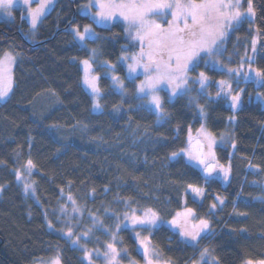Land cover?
<instances>
[{
    "label": "trees",
    "instance_id": "16d2710c",
    "mask_svg": "<svg viewBox=\"0 0 264 264\" xmlns=\"http://www.w3.org/2000/svg\"><path fill=\"white\" fill-rule=\"evenodd\" d=\"M86 1L59 0L39 26L35 43L27 41L28 23L19 12L13 21H0V57L7 50L18 56L13 92L0 104V264H36L58 252L61 264H86L79 249L47 226V219L58 217L64 195L98 213L107 226L123 213L148 209L164 221L184 208L193 210L196 222L208 221L209 235L196 244L167 227L152 233L144 228L122 230V247L137 263L144 262L135 238L141 231L151 234L154 249L170 264H191L205 248L217 264L264 261V80L258 87L240 84L247 89L235 112L220 97L200 98L198 104L187 96L172 102L164 97L167 116L159 123L147 106H138L133 89L132 97L115 91L105 69L95 62L103 107L96 114L79 66L91 53L73 33L94 24L79 12ZM252 3L258 34L253 66L264 70V0ZM245 24L236 35L244 34ZM95 29L98 37L88 45L98 59L117 65L125 79V63L120 60L136 45L122 24ZM233 41L234 36L228 45ZM246 46L250 44L244 38L242 47ZM205 73L214 83L226 78L214 69ZM198 106L213 135L232 133V145L216 148L219 165L229 169L225 181L206 180L200 165L183 157L181 150L194 143L189 137L202 129ZM174 152L180 155L173 157ZM29 160L36 170L33 179L40 204L24 196L16 183L14 171ZM189 185L202 190L200 198L193 196ZM106 211L112 215L105 216ZM98 236L105 238L100 232Z\"/></svg>",
    "mask_w": 264,
    "mask_h": 264
},
{
    "label": "snow or ice",
    "instance_id": "6c2138e0",
    "mask_svg": "<svg viewBox=\"0 0 264 264\" xmlns=\"http://www.w3.org/2000/svg\"><path fill=\"white\" fill-rule=\"evenodd\" d=\"M23 4L28 6L29 15L31 17L32 28L36 27L37 21L44 14L45 9L53 0H40L38 6L33 9L31 3L33 0H22ZM16 0H0V11L6 13L9 17L12 15V9ZM246 13L241 12V0H89V4L85 7H96L98 11L94 14V22L97 24H105L108 21L115 20L117 17L123 19L127 24L126 31L132 35L134 40L141 43V50L138 55L130 57L131 63L128 65L129 76L137 73L138 69H142L144 80L136 85V98L139 101V107L147 106L149 111L156 114L157 122L165 119L167 112L165 110V99L161 97V91H167L168 102L179 95L187 94L190 88V77L188 75L190 70H194L197 62L203 56L214 57L223 38L226 30L233 25V22L239 23L243 17L254 15L252 0H247ZM172 19L167 21V27L161 23H157L153 17H162L169 14ZM98 18V19H96ZM75 37L81 43H85L88 39H96L97 34L90 26H85L83 31L78 28L74 29ZM146 42V43H145ZM256 41H253L255 45ZM255 50V48L253 49ZM95 49L92 50L95 55ZM123 59H129L124 57ZM14 57L11 53L5 52L3 59H0V100H4L11 91V76L5 77L3 74L5 63H11ZM85 66L83 83L91 90L94 97L95 108H99V94L98 77L90 75L91 64L89 60L82 61ZM107 67V65H105ZM229 75L236 73V69L229 68ZM247 75V73L245 74ZM256 77L259 80H264V70H256ZM114 84L119 87L122 92L124 83L118 77H112ZM208 77L204 72H200L193 83H199L203 91L207 87ZM220 92L228 89L231 93V85L227 81H220ZM217 92V96L220 95ZM232 107L235 108L239 102V95H232ZM203 114V108L200 109ZM206 148L204 145H199L197 150H181L186 151L188 162L191 164L195 162L197 165H203V171L207 174V180L211 173L215 171V164L213 163L214 153L211 151L214 144V138L210 134H206ZM191 142V137H189ZM234 146V145H233ZM180 153L174 152L173 157L179 156ZM34 167L31 160L27 162L26 172L31 175V169ZM224 179H227L229 169H223ZM17 179H21V173L17 172ZM192 193L196 196L202 194V190L194 185L188 186ZM31 188L28 183L24 184V190L27 192ZM33 192L35 191L32 189ZM71 200L72 197L69 196ZM219 199V198H217ZM221 204L223 200L219 201ZM73 203H75L73 201ZM215 207V205H213ZM64 209H61L63 211ZM77 211L78 209H73ZM193 215L192 209H186L184 213H177V216ZM125 219H131L133 225H138L145 230H150L155 227L159 219L156 212L151 209L146 210L142 216H137L135 213L131 217L125 214ZM96 223V220H93ZM176 223L175 220L172 221ZM103 226L102 222H100ZM52 226L51 224L49 225ZM208 228V221L201 219L198 225H193L191 229L187 228V219L184 225L181 226V236L190 237L195 241L200 236V233ZM117 232L120 225H116ZM91 231V229H89ZM87 236L88 232L82 234ZM117 233H112V241L106 244L107 251L104 253L108 264H119L117 257L119 252L115 247ZM137 233V237H139ZM67 236L71 238L73 231L71 228L67 231ZM79 237H77V241ZM147 237L141 240V245L144 247V259L146 264H158L150 258V253L147 247ZM76 242V241H74ZM207 254V249L201 252V259H204ZM85 256L91 261L90 254L85 251ZM52 264H59L56 259ZM247 264H253L248 261ZM257 264H264V261H259Z\"/></svg>",
    "mask_w": 264,
    "mask_h": 264
},
{
    "label": "rangeland",
    "instance_id": "374dc122",
    "mask_svg": "<svg viewBox=\"0 0 264 264\" xmlns=\"http://www.w3.org/2000/svg\"><path fill=\"white\" fill-rule=\"evenodd\" d=\"M58 1L59 0H53V2L48 5V7L44 11V14L40 16V18L38 19L35 28H32V25H31V17L29 15L28 6L24 5L22 0H16V3L14 4L13 9H12V15L10 17L3 11H0V21H7V22L13 21L15 18V13L19 12L21 16L28 23L29 30L25 36L27 41L31 43H35L37 41L36 34H37L39 26L44 21V19L55 9ZM39 2L40 0H33V2L31 3V8L35 9L38 6ZM88 4H89V0H87L85 3H83L80 6L79 12L82 15L88 16L90 20L94 23V24H89L87 26H90L91 29L96 34H97V31L95 29V25L99 27L109 28L112 25L119 23L123 25L126 35L129 37L130 41L136 45L135 49L131 51L130 54L129 53L124 54L122 59L120 60V62L125 63L126 78L123 79L117 73V65L115 64L109 65L107 64V62H103L100 59H98L97 51H95V55H93V52H92L93 48L88 45L87 41L88 40L93 41V40H96L97 38L96 39L90 38L85 43H81L78 40V38H75V41L78 44L89 49L91 53V57L87 59L89 60L91 64L90 75L96 76L99 78V76L95 73V64H94L95 62H98L97 65L105 69L106 76L110 79L111 84L113 88L115 89V91H117L118 93L122 94L125 97H132V92H131L132 89L136 93V85H138L142 80H144V75H143L142 69H138L137 73L132 74V76L136 77V79L133 80L129 76L128 65L132 62L130 57H132L133 55H138L140 53L141 43L140 41L134 40L132 38V36L135 34L134 30L132 32V35H130L128 31H126L127 24L120 17H117L115 20L108 21L105 24L95 23L94 14L98 11V9L96 7H90V8L85 7ZM247 6H248L247 3H245L244 0H241L240 11L246 13ZM153 19H155L157 23H161L164 27H167V21L171 20L172 16L169 11L168 15L162 16V17H153ZM253 21H254L253 15L252 16L246 15L245 17L241 19L239 23L233 22V25L226 30V34L223 38L222 43L220 44L217 50L216 55L214 57H207V56H203L202 54L203 58L197 62L194 70L189 71L188 75L190 77L191 90L187 94L179 95V96H187L188 98L193 100V102L196 104H198V101L200 98H203L206 101H211V100H214L216 97H220L226 101L229 108H231L234 112L237 111L241 107L247 86H244V85L240 86V84L241 83L248 84L252 82L256 87H258L262 83V80H259V78L256 77V69L253 66L255 59H256L257 50H258V45H257L258 34L253 24ZM243 23H246L244 34L236 35V31L242 27ZM80 31H83V29ZM73 33H74V29H73ZM74 36H75V33H74ZM232 36H234V41L232 42V46H229L228 41L230 42V38ZM97 37H98V34H97ZM244 38L247 42H249L250 44L249 47L247 46L242 47V45L244 44ZM254 40L256 41L255 45H253ZM254 48L255 50H253ZM5 52L11 53L14 57L13 62H11L10 64L7 62L5 63L4 70H3V74L5 77V83L7 82V77L10 75L12 86H11V91L9 92L8 96L4 100H0V104L7 102L11 97V94L14 88V68H15V65L18 59V56L12 50H7ZM4 53L1 55L0 59H3ZM124 57H129V59H123ZM105 65H107V67H105ZM79 66L82 71V85L84 89L88 92L92 100V110L96 114L101 113L103 112V107L100 101L101 100L100 98L102 95L101 91L98 97L100 107L95 108L93 106L94 97L91 93V90L83 83L85 66L82 63V61L79 62ZM200 66L202 67L201 70L199 69ZM229 68L236 69L237 72L229 75L227 71ZM205 69H214L221 73L224 72L226 78L223 81H227L228 84L231 85V93L229 94V91L227 88H225L224 91L220 92V86H219L220 81L214 83L210 79H208L207 87L203 91L201 90L199 83H193L192 81L195 80V78L199 75L200 72L205 73ZM246 73L247 75H245ZM113 76L118 77L121 81H123L124 89H126V91L122 92V90L114 84L113 79H112ZM128 82L130 83L132 82L133 87L129 86ZM97 83L99 87V79ZM212 85L214 86V90H212V87H211ZM217 92H220L219 96H217ZM160 95L162 98L167 97L168 99V93L166 90L161 91ZM232 95H239V102L237 103L235 108L232 107V100H231ZM177 97L173 98L171 102ZM255 100L257 102L261 101V97L256 96ZM198 109L200 110L201 106H198ZM200 115L203 120L202 129L200 132H198V134L191 135V139L193 142H196L199 140L204 145V151H207V148H206L207 140L205 138L206 134H210L211 137L214 138L215 142L212 146L211 151L214 153L213 163L215 164L216 167H215V171L211 173V176H209V178L225 181L226 179H224L223 169H228V168L225 166L219 165L217 154H216V148H218L219 146L232 145L233 144L232 133L230 131H226L219 137L213 135L206 128V125H205L206 124V114L204 113V109H203V114H200ZM163 121L164 120L160 121L159 123H162ZM233 123H234V120L232 121L230 120V124H233ZM189 149L192 150L193 152L197 150L196 147H188L186 150H189ZM182 154H183V157L188 162V156L186 154V151H184ZM191 165L198 166L195 162H192ZM26 166L23 169H17L14 171L15 176H16V183L21 187L24 196L32 199L36 204H40V201L37 196L36 188H35V181L33 179V175L36 171L35 167L31 169V175H29L26 172ZM17 172L21 173L20 180L17 179ZM25 183H28L31 185V188L27 192H25L24 190ZM32 189H34L35 191L33 192ZM2 190H3V187L0 186V195L2 193ZM192 194L195 198L201 197V195L196 196L194 193ZM69 196L71 195H64L63 203L56 210L58 217L56 218L55 221H51L50 219H47V226L51 231L66 238L70 242L72 247L79 249L82 252L83 260L86 264H108V261L104 256V253L107 251L106 244L113 242L112 233H117L115 247L117 248L119 252V256L117 257L119 264H146L145 259L143 263H137L136 261H133L130 258V256L128 255L127 249L122 247V239L120 237V232L122 230L142 228L138 225H133L131 219H125V214L127 213L128 217H131L133 213H135V215L137 216H142L145 211H142V212L132 211V212L123 213L122 215H119L116 217L114 223L111 226H107L105 225L103 218L99 216L98 213H94V212L86 210L85 206L80 205L73 196H71L72 197L71 200L69 199ZM73 201L75 203H73ZM74 208L78 210L74 211L73 210ZM213 208L215 209V207ZM61 209H64V210L61 211ZM186 209L187 208H184L180 213H184ZM104 215L111 216L112 213L110 211L109 212L106 211ZM94 219L96 220L95 224L93 223ZM185 219H187L188 229H191L193 225L199 224V221L196 222L193 216H188L187 218H185V216L181 215V216H176L172 220H167V221H164L159 217V219L157 220L156 226L151 228L149 231L152 233L154 230H156L159 227H167L171 229L172 231H174L175 233H177L180 236V238H182L184 241L191 243V244H196L201 238L209 235L210 230L208 227L207 229H205L203 232L200 233V236L195 241L191 240L190 237L181 236L180 235V232L182 230L181 226L184 225ZM173 220L176 221L175 224L172 223ZM100 222H102L103 226H101ZM50 224L52 225L51 227L49 226ZM117 224L120 225V229L118 232L116 229ZM69 228H71L73 231V236L71 238L67 236V231ZM89 229H91V231H89ZM85 232H88L87 236L82 235ZM98 232L102 233L105 236V238L102 239L101 237H99ZM141 233L143 232L141 231ZM141 233H139L140 234L139 237H137V234H136L135 238L137 240L139 251L143 254V256H144V247L141 245V240L147 237L146 243H147V247L150 253V258L158 262V264H170L169 262L160 258L157 251L154 249L152 240H151V234L144 236ZM77 237H79L78 241H77ZM205 249H207V254L205 255L204 259H201V254H199L198 258L195 261H193L191 264H217L214 256L210 253V250L208 248H205ZM85 251H87L90 254L91 261H89L88 257L85 256ZM56 259H58L59 264H61L59 252L56 253L51 258L41 260L37 262L36 264H52V262ZM253 264H257V263H253Z\"/></svg>",
    "mask_w": 264,
    "mask_h": 264
},
{
    "label": "flooded vegetation",
    "instance_id": "af4514ba",
    "mask_svg": "<svg viewBox=\"0 0 264 264\" xmlns=\"http://www.w3.org/2000/svg\"><path fill=\"white\" fill-rule=\"evenodd\" d=\"M192 143H193V141H192ZM199 145H203L199 140L196 141V142H194L193 144H191L192 147H196V148H197ZM200 167H201V169L203 170V165H200ZM205 175H207V174L205 173Z\"/></svg>",
    "mask_w": 264,
    "mask_h": 264
}]
</instances>
